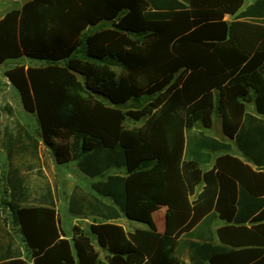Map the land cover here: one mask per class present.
I'll return each instance as SVG.
<instances>
[{"label":"trees","instance_id":"16d2710c","mask_svg":"<svg viewBox=\"0 0 264 264\" xmlns=\"http://www.w3.org/2000/svg\"><path fill=\"white\" fill-rule=\"evenodd\" d=\"M241 2L28 0L3 15L0 64L22 57L42 63L13 66L5 76L24 110L36 114L39 135L56 162L87 155L104 169L126 167V177L109 176L92 188L149 228L127 233L111 223L91 224L88 230L75 225L67 239L54 208L10 203L30 255L26 260L13 236L2 230L0 264H185L176 239L203 215L187 199L200 182L205 186L199 200L213 185L215 209L233 220L237 184L247 187L251 176L263 174L228 154L202 171L196 161H182V147L184 131L198 122L211 127L214 113L224 135L246 156L242 141L258 142L254 131L264 137L262 127L247 129L250 120H259L245 111L253 103L264 115V27L223 19ZM129 101L142 105L124 108ZM127 120L144 123L126 129ZM208 141L210 150L229 149ZM155 181L167 184L163 234L150 215ZM93 241L107 251L104 260ZM209 255L210 263L219 264Z\"/></svg>","mask_w":264,"mask_h":264},{"label":"crops","instance_id":"0c3cea01","mask_svg":"<svg viewBox=\"0 0 264 264\" xmlns=\"http://www.w3.org/2000/svg\"><path fill=\"white\" fill-rule=\"evenodd\" d=\"M26 1L28 0H0V19L9 10L20 9ZM223 19L229 23L242 22L264 27V0H242L239 7L234 12L225 14ZM23 62L26 67L40 65L30 63L27 59ZM4 66L5 64L0 66L2 72L8 69ZM4 80L5 77L0 76V87L4 88L0 92V172L7 200L12 205L54 208L63 234L61 237L67 239L71 237L73 226L79 224L85 230L91 224L103 223L119 225L127 233L148 229L146 223L129 219L111 197L99 195L92 188L95 182L106 183L109 176L126 177V167L112 166L104 169L102 163H90L87 155L64 164L57 163L53 151L43 143L39 135L36 114L25 111L21 104L22 113H30L36 117L34 131H30L26 123L18 119L13 98L6 95L12 91L10 87L13 86ZM245 111L259 120H250L247 129H251V126L258 127L256 130L259 131L261 127L264 128V115L255 111L253 103H247ZM134 123L132 128H139L144 121ZM211 127L194 125L184 131L182 161H196L202 171H208L218 157L228 154L263 176H251L246 183L247 187L237 184L235 198L230 204L234 207L231 221L220 217L215 209L218 188L212 185L206 199L199 200L205 183L197 184L193 193L187 195V199L203 215L189 230L177 237L179 258L185 264H212L209 261L211 253L212 256L215 254L214 258L219 264H264V137L260 132L254 131L251 135L258 142L242 141L250 154L246 156L233 138L224 135L222 123L220 135L208 133L206 130ZM208 138L227 144L229 149H208ZM116 191L118 200L122 201L121 188L117 186ZM151 198L150 215L156 231L163 234L167 230L169 210L167 184L155 181ZM62 205L68 216V223L62 220ZM228 206L229 204L224 209H228ZM0 230L9 231V223L2 215ZM94 247L105 251L107 255V251L97 244Z\"/></svg>","mask_w":264,"mask_h":264},{"label":"rangeland","instance_id":"374dc122","mask_svg":"<svg viewBox=\"0 0 264 264\" xmlns=\"http://www.w3.org/2000/svg\"><path fill=\"white\" fill-rule=\"evenodd\" d=\"M25 59H27L30 63L31 62H36V63H39L40 65H42V63L40 61L28 59V58H25V57L18 58V59H13V60H7V61H5L2 64H5L4 68L8 67V69H10L11 67L16 66V65H24L25 66V62H23V60H25ZM2 64H0V66ZM35 66H39V65H35ZM112 69L116 72L117 75L121 74V72H122L121 67L119 65L112 66ZM1 70L2 69H0V76L3 77V78L5 77V80L9 81V79L5 76V72L7 70H5L4 72H2ZM79 80L81 81L82 79L79 77ZM9 83H10V81H9ZM10 88H11L12 91L10 93H6V95L12 96L13 101H14V105L16 107V112H17L18 119L21 122L26 123V125H27V127H28V129L30 131H34L35 128H36V124H37L36 117L34 115L30 114V113H26V112L22 113L20 111L21 110L20 109L21 108V103H20L19 96H18V93H17L18 91H16V89H14L13 87H10ZM3 90H4V88L0 87V92L3 91ZM141 105H142L141 103L129 101L123 107L124 108H129V107H135V106H141ZM141 121H144V120H141ZM212 123H213V125H212L211 129L210 130H206V131L208 133L212 132V133H214L216 135H220L221 134V118L219 117L218 113H214L213 114ZM134 125H135L134 121H130V120H127L125 122V124H124V126L126 128H132V127H134ZM195 125L198 126V127H203L200 122L196 123ZM9 206H10V202L7 200V198L5 196L4 185H3V182H2V175H1V172H0V215H2L3 219H6L7 222L9 223V231L8 232L13 236V238L17 241V243L22 248L23 257L26 260H29L30 253L28 252V250L25 247V243L23 242L22 234L20 232L18 222L16 221V219L13 216V214L11 213V211H10L11 209H10ZM61 209H62V212H61L62 220H65L66 223H68L69 219H68V216L63 211L64 210V206L63 205L61 206ZM65 225H67V224H65ZM77 226L81 227L80 224L77 225ZM1 234H2V230H0V237H1ZM93 243L96 244L94 241H93ZM97 251L99 252L100 258L104 259L105 254H106L105 251L101 250L100 248H98ZM29 264H32V263L30 262Z\"/></svg>","mask_w":264,"mask_h":264}]
</instances>
